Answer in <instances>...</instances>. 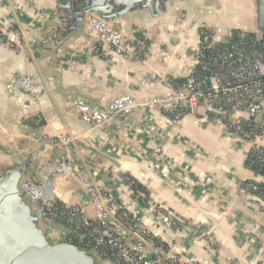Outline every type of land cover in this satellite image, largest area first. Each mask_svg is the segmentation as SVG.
<instances>
[{
	"label": "crops",
	"instance_id": "0c3cea01",
	"mask_svg": "<svg viewBox=\"0 0 264 264\" xmlns=\"http://www.w3.org/2000/svg\"><path fill=\"white\" fill-rule=\"evenodd\" d=\"M67 2L0 0V178L20 166L24 178L41 175L44 161L62 157L56 139L67 134L76 169L113 190L165 245L164 254L149 252L157 264H264V201L241 189L248 180L264 183V175L245 164L252 142L234 139L223 123L203 121L202 105L178 123L162 108L139 107L125 120L98 127L80 120L71 106L77 98L103 107L123 94L138 101L167 94L162 80H185L202 28L213 27L215 40L235 30L263 38L257 0H167L158 16L138 7L114 19L128 38L139 32L150 40L144 60L104 54L84 21L56 37L57 28L67 25L61 20L67 10L60 7ZM5 20L11 27L3 33ZM153 73L158 79L148 81ZM22 75L44 82V94L13 90L11 82ZM255 121L264 124V109ZM256 141L264 147V136ZM54 179L61 203L85 204L92 214L76 178ZM166 209L173 213L171 223L162 220ZM41 227L53 244L69 238L60 222ZM88 252L95 264H115Z\"/></svg>",
	"mask_w": 264,
	"mask_h": 264
},
{
	"label": "built area",
	"instance_id": "2783aa9c",
	"mask_svg": "<svg viewBox=\"0 0 264 264\" xmlns=\"http://www.w3.org/2000/svg\"><path fill=\"white\" fill-rule=\"evenodd\" d=\"M83 21L97 36L104 54L144 60L147 52L142 43L116 29L114 19L88 13ZM3 27L6 33L11 27L9 20L4 21ZM214 31L213 27L201 29L194 66L183 82L162 80L169 88L167 94L146 96L142 101L133 94H123L107 101L103 107L77 98L71 102L73 110L80 120L98 127L117 119L125 120L139 107L162 108L171 114L173 123H178L202 105L203 121L223 123L234 139L252 142L256 160L264 162V147L256 141L264 136V124L255 121L264 109V46L257 35L249 32L239 31L234 36L215 40ZM155 79H158L155 73L148 77V81ZM10 87L34 97L46 91L45 83L30 75L16 77ZM35 121L40 124L42 119L38 117ZM72 142L67 134L59 136L56 143L62 145V157L44 161L41 175L34 179L22 177L19 181V192L39 225L49 221L64 224L69 229V242L110 258L115 264H157L149 252L164 254L165 245L151 232L143 217L121 202L113 190L96 186L87 174L76 169L70 160ZM56 175L79 181L93 206L92 214L85 204L60 202L55 188ZM241 189L264 200V188L256 181L241 184ZM172 215L166 209L163 222L171 223ZM126 232L130 235L129 241L125 240Z\"/></svg>",
	"mask_w": 264,
	"mask_h": 264
},
{
	"label": "water",
	"instance_id": "95a60500",
	"mask_svg": "<svg viewBox=\"0 0 264 264\" xmlns=\"http://www.w3.org/2000/svg\"><path fill=\"white\" fill-rule=\"evenodd\" d=\"M167 0H68L60 4L67 10L62 17L66 26L57 28L61 39L78 29L88 13L116 19L138 7L158 16ZM257 23L264 42V0H257ZM24 169L8 170L0 178V264H95L87 250L64 241L51 243L30 206L19 192L18 184Z\"/></svg>",
	"mask_w": 264,
	"mask_h": 264
},
{
	"label": "trees",
	"instance_id": "16d2710c",
	"mask_svg": "<svg viewBox=\"0 0 264 264\" xmlns=\"http://www.w3.org/2000/svg\"><path fill=\"white\" fill-rule=\"evenodd\" d=\"M239 31L238 30H235L233 32V36L235 34H237ZM135 39L136 40H139L141 43H142V46L144 48L145 51L148 50V47L150 46V40L146 39L141 33L139 32H136L135 33ZM261 43L262 45L264 46V42L263 40L261 39ZM256 153H255V150L253 148L250 149V151L248 152L247 154V158H246V161H245V164L251 168L256 174L258 175H264V162L262 161H259V160H256ZM129 182L131 184V186L135 189V190H138V189H142V186L133 178H129ZM248 182H253V180H248V181H245L243 182L242 184H246ZM255 182V181H254ZM258 184V186L260 188H264V183H259V182H256ZM145 191V190H144ZM148 194V193H146ZM264 201V200H263ZM69 242V238L67 240ZM80 248L82 249H86L87 251H89V248H84L82 246H79Z\"/></svg>",
	"mask_w": 264,
	"mask_h": 264
},
{
	"label": "rangeland",
	"instance_id": "374dc122",
	"mask_svg": "<svg viewBox=\"0 0 264 264\" xmlns=\"http://www.w3.org/2000/svg\"><path fill=\"white\" fill-rule=\"evenodd\" d=\"M262 38V37H261ZM89 253V252H88Z\"/></svg>",
	"mask_w": 264,
	"mask_h": 264
}]
</instances>
